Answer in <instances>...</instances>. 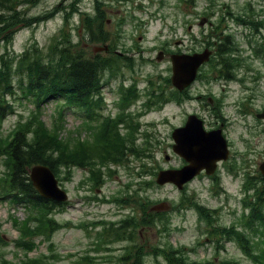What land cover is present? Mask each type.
Returning a JSON list of instances; mask_svg holds the SVG:
<instances>
[{
  "label": "rangeland",
  "instance_id": "374dc122",
  "mask_svg": "<svg viewBox=\"0 0 264 264\" xmlns=\"http://www.w3.org/2000/svg\"><path fill=\"white\" fill-rule=\"evenodd\" d=\"M94 1L78 0L72 14L69 12L72 0L24 3L21 11L29 18L56 5L63 6L65 13L47 15L48 20L12 33L6 57L15 58L33 45L45 51L66 17V31L71 39L79 42L86 57L101 53V57L124 61L115 77L109 78L108 71L104 73L102 82L108 85L100 87L102 105L100 110L94 111L98 115L90 121L85 112L63 109L60 120V102H44L35 109L30 98L16 91L13 97L6 95L13 105V113L6 114L0 123V138L18 124L30 123L37 127L42 123L50 132L59 126L61 138L70 144L78 139L90 142L102 120L125 114L130 117L128 123L132 131L123 125L119 126V133L133 140L135 150L143 149L147 155L137 158L128 152L121 164L111 165L110 170L102 168L104 182L98 187L89 182L87 171L75 167L70 172L60 170L55 178L68 200L66 205L52 209V218L59 225L44 241L31 237L33 245L29 248L17 243L22 238L12 220L37 216L43 209L13 204L2 197L0 187V264L3 261L20 264L26 257L45 259L47 264H119L121 256L126 254L125 247L140 242L144 245V264H167L162 252L167 248L172 256L180 251L188 262L196 264H257L243 250L246 248L258 256L262 249L264 252V226L259 228L256 220L252 230L247 225L252 219H246L250 213L242 204L241 199L246 198V194H241V186L245 184L246 175L256 174L264 162V121L256 118L264 112V48L261 47L264 31L257 21L259 12L264 10V0H97L100 7H94ZM221 17L224 18L222 32L230 33L231 44L239 51L236 80H221L211 66H206L187 93L175 92L169 82L170 54L179 50L191 54L206 49L210 22L216 23ZM253 22H257L256 31ZM86 24L97 30L98 38L112 39L117 49H110L108 43H90ZM2 42L0 56L6 48ZM104 47L109 49L104 50ZM159 52H163V57L157 61ZM120 84L126 89L135 85L137 94L130 109L123 112L118 101L121 94L127 95L132 88L121 91ZM158 96L162 98L157 99ZM139 111H144L143 115H134ZM190 114L201 119L205 128L222 127L233 146L234 158L219 172L225 194L214 196L207 179L192 181L181 191L169 184L161 187L155 184L158 171L176 169L182 164V159L172 152L171 134L175 128L184 126ZM232 165L233 168L227 170ZM5 170L4 157L0 155V179ZM140 201L146 205V215L154 206L166 204L168 231L164 233L156 226L144 227L137 230L140 240L137 235L133 242L122 239L106 243L97 250V234L103 231L97 223L118 227L127 218L136 216ZM196 205L209 209L206 221L210 219V225L201 218ZM144 220L147 221V216ZM213 228L243 233L242 240L238 242L234 236L230 239L224 235L212 237ZM85 257L91 258L90 262L78 261Z\"/></svg>",
  "mask_w": 264,
  "mask_h": 264
},
{
  "label": "trees",
  "instance_id": "16d2710c",
  "mask_svg": "<svg viewBox=\"0 0 264 264\" xmlns=\"http://www.w3.org/2000/svg\"><path fill=\"white\" fill-rule=\"evenodd\" d=\"M24 3L37 4V0H0V42L3 41L2 43L6 45L4 54L0 56V123L6 114L13 113V105L8 102L6 95L13 97L16 91L21 95H26V98H30L35 104V109L40 108V105L44 102L53 100L60 102V120L63 109L85 112L88 115L87 119L93 120L98 115L94 111L100 110L102 105V98L99 93L100 87L108 84L102 82L104 73L108 71L109 78L115 77L116 71H119L120 65L124 64V61H120L121 59L115 57L109 59L101 57V53L86 57L84 51L80 48L79 42H75L69 37L66 31V17L64 25L52 37L45 51L38 45H33L28 46L15 58L6 57L9 54L8 44L11 42L14 32L19 28L46 21L50 17L47 15L65 13V10L62 9L63 6L56 5L39 16L29 18L24 11H21ZM76 3H78V0H72V3H70V14L76 11L74 9ZM97 5L100 7V3L95 0L94 7H97ZM95 10L98 11V16L102 19L100 10L98 8ZM259 16L258 25L264 31V10L259 12ZM207 17L210 16L207 15ZM222 19L224 18H219L216 23L210 22L205 40L207 39L206 44L214 49L210 59L212 71L220 74L224 73L226 77L231 79L230 75L234 74L238 63L237 58L233 55H238L236 54L238 51L233 52L234 48L235 50L237 48L231 44V36L222 32ZM236 21L240 22L239 20ZM256 23H252L255 31L258 29ZM86 25V35L91 39L90 43H108L110 49H117V44L113 43L112 39L106 36L98 38L95 36L97 30L90 27V24ZM261 47L264 48V43ZM134 89L133 86L132 92L128 91L127 95L121 94L118 107L122 112L137 99ZM161 98L162 96L157 97V99ZM120 123L129 127L132 131L125 115L118 114L114 119H106L100 123L96 127L90 142H81L78 139L70 144L69 141L61 138L59 126L50 132L42 123H39L37 127L36 124L30 123L18 124L7 136L0 138V155L4 157L6 167L3 177L0 179L2 197L10 199L13 204L37 206L43 209L37 216L27 217L24 220L15 218L12 220V225L17 229L18 236L22 238L21 241L17 242L18 244L27 245L26 248H29L33 245L30 240L31 237L44 241L59 225L52 218V209L59 205L43 200L38 196L28 177L29 170L32 167L46 166L57 177L60 170L70 172L73 167L82 169L89 173V182L91 184L93 182V185L98 187L104 182L101 180L102 168L110 170L111 165L121 164L127 158L128 152L135 154L137 158H145L147 153L143 149H136L138 150L136 151L133 140L119 133ZM89 127L94 128L91 125ZM259 185H262V187L260 188ZM244 188L246 193L252 191V195L251 192L248 193L244 200V208L250 213L246 219H252L247 222V225L252 230V223L256 220L260 224L259 228H261V226H264V178L258 174L256 178H250ZM144 206L146 205L142 201L138 202L136 216L132 215L133 217L127 218L118 227L114 224L105 225L104 222H98V225H102L103 231L97 234V250L103 248L106 243L110 244L122 239L133 242L137 235L138 240H140L137 230L144 227L156 226L162 232H167L166 212L156 213L150 211L146 215ZM196 209L201 218L210 225V219L209 222L206 221L208 211L199 205H196ZM145 216H147V221L144 220ZM242 234L235 233L227 228H213L210 231L212 237H222L224 235V237L230 239L234 236L238 242L242 240ZM143 246V242H140L138 245L135 243L125 247L126 254L121 256V261L118 263L144 264ZM243 251L257 264H264L263 249L259 256L249 253L246 248ZM162 252L167 259V264H196L195 262H188L183 254H179L180 251L176 252V256H172V251L168 248L162 250ZM2 264H7V262L3 261ZM20 264L47 263L45 259L26 257ZM205 264H209V262Z\"/></svg>",
  "mask_w": 264,
  "mask_h": 264
},
{
  "label": "water",
  "instance_id": "95a60500",
  "mask_svg": "<svg viewBox=\"0 0 264 264\" xmlns=\"http://www.w3.org/2000/svg\"><path fill=\"white\" fill-rule=\"evenodd\" d=\"M99 50L101 49L99 48ZM210 54V51L205 50L202 53L190 56L171 55L172 85L179 91L188 87L195 79L198 68L208 61ZM162 57L163 53L159 52L157 61H160ZM257 117L264 119V112ZM172 138L175 142L172 147L173 152L188 162V165L181 170L169 169L160 171L156 177L158 185L162 186L171 183L181 189L183 184L193 179L202 170H206L208 175L212 174L215 170L216 162L226 159L225 146L218 131L205 133L201 122L195 116L188 118L184 128L175 130L172 133ZM260 172L264 176V162L260 166ZM29 178L41 198L57 203L67 200L65 191L58 187L54 174L46 166L33 167L30 170ZM160 207H164V209H160ZM165 209H168V207L165 204H160L152 210L160 211Z\"/></svg>",
  "mask_w": 264,
  "mask_h": 264
},
{
  "label": "flooded vegetation",
  "instance_id": "af4514ba",
  "mask_svg": "<svg viewBox=\"0 0 264 264\" xmlns=\"http://www.w3.org/2000/svg\"><path fill=\"white\" fill-rule=\"evenodd\" d=\"M179 52H181V53H185V54H188V53H186V52H182V51H180L179 50ZM235 58L237 57V56H235V55H233ZM238 62V61H237ZM234 67V66H233ZM239 67V63H237V66L235 67V70H234V74H231L230 76L232 77L231 78V80H234L235 79V74H236V72H237V68ZM217 73V72H216ZM218 75H220V76H218L217 78H221V80L222 79H224V80H226V79H229L228 77H226L225 76V74L224 73H217ZM198 82V78L196 79V81L194 82V84H196ZM188 91H186V93H187ZM198 98H200V97H198ZM212 101V100H211ZM216 101V100H215ZM217 105H219V101H218V104ZM204 127H205V124H204ZM216 129H220L221 130V132H222V136L224 137V139H225V141H226V144H227V148H228V150H229V160L226 162V163H219V165H218V167H217V170H216V172L214 173V175L213 176H211V177H206L205 176V173L204 172H202V173H200V175L197 177V178H195L193 181H195V180H199V179H207L208 181H211V182H213V183H215L214 181H216V179H218V177H220V179H221V176H220V174H219V171H220V169H221V167H224L227 163H231V160L234 158V156H232V154H233V146H232V144L230 143V140H229V138L227 137V135H226V133L224 132V130H223V128L222 127H218V128H216V127H214V128H212V127H207V128H205V131L206 132H209V131H213V130H216ZM180 159V158H179ZM181 163L182 164H180V166L178 167V169L179 168H182L183 166H184V163H183V161L181 160ZM237 166V169H239V167H238V165H236ZM232 168H233V165H232ZM187 186V185H186ZM185 186V187H186ZM184 187V188H185ZM220 189V186L218 185L217 187H216V189H212L211 190V193L213 194L215 191H218ZM217 196V195H216ZM212 210H215V209H212Z\"/></svg>",
  "mask_w": 264,
  "mask_h": 264
}]
</instances>
